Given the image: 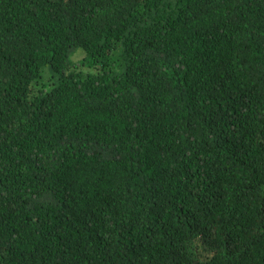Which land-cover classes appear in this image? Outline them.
<instances>
[{"label":"trees","instance_id":"obj_1","mask_svg":"<svg viewBox=\"0 0 264 264\" xmlns=\"http://www.w3.org/2000/svg\"><path fill=\"white\" fill-rule=\"evenodd\" d=\"M0 264H264V0H0Z\"/></svg>","mask_w":264,"mask_h":264}]
</instances>
